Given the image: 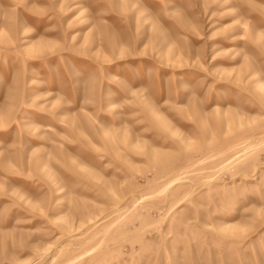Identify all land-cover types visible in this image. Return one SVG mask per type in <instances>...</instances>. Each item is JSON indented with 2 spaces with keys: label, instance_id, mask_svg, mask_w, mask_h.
Instances as JSON below:
<instances>
[{
  "label": "rangeland",
  "instance_id": "374dc122",
  "mask_svg": "<svg viewBox=\"0 0 264 264\" xmlns=\"http://www.w3.org/2000/svg\"><path fill=\"white\" fill-rule=\"evenodd\" d=\"M0 264H264V0H0Z\"/></svg>",
  "mask_w": 264,
  "mask_h": 264
}]
</instances>
